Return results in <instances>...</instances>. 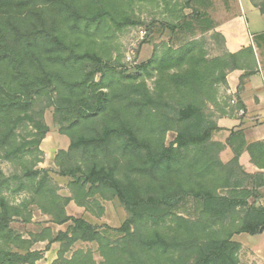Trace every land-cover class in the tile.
<instances>
[{
	"label": "trees",
	"instance_id": "1",
	"mask_svg": "<svg viewBox=\"0 0 264 264\" xmlns=\"http://www.w3.org/2000/svg\"><path fill=\"white\" fill-rule=\"evenodd\" d=\"M251 2L264 14V0ZM123 8L124 0H0V159L17 165L8 177L0 170V264L42 258L43 251L29 252L30 242L10 228L30 221V204L47 223L70 222L55 237L49 230L36 236L47 240L44 251L64 243L52 264H94L81 252L70 260L62 252L79 241L103 247L102 230L124 235L125 257L114 256L108 243L100 264H239L240 245L232 237L264 232V205L256 206L264 173L247 174L239 164L246 152L264 170V144H247L241 130L229 131L224 144L213 141L219 128L209 108L228 73L251 68L252 49L229 54L213 32L221 53L208 58L205 38L194 37L199 27L206 25L205 33L213 26L195 9L176 26L165 25L168 42L155 45L150 59L130 72L96 41L113 32L108 28L118 33L141 25ZM154 29L145 25L139 46ZM174 38L181 41L177 48ZM146 77L153 79L151 90ZM48 108L69 139L55 158V174L69 179L66 197L57 193L50 170L35 169ZM168 132L175 136L166 145ZM226 148L232 158L223 163ZM4 192L30 198L12 206ZM97 198L114 200L128 213L119 228L66 216L71 201L103 212ZM187 201L194 204L193 218L177 213Z\"/></svg>",
	"mask_w": 264,
	"mask_h": 264
},
{
	"label": "crops",
	"instance_id": "2",
	"mask_svg": "<svg viewBox=\"0 0 264 264\" xmlns=\"http://www.w3.org/2000/svg\"><path fill=\"white\" fill-rule=\"evenodd\" d=\"M198 1L203 7V9H199L200 11L198 10L199 13L206 14L207 20L213 26V30L206 32L208 36L213 32L221 35L224 39L222 49L229 54H236L244 49L251 48L254 55V63L251 68L247 70H235L227 74L226 84L218 88L216 102L209 106L216 116V124L219 128L218 131L213 133L212 137L214 134H225L224 137L218 138V140H213V138L212 140L224 144L229 131L241 130L247 144L256 142L264 144V14L259 12L251 0H223L224 6L218 12H211L208 9L213 0ZM240 77L243 81L241 87H238ZM227 89L234 92L237 100L235 106H229L228 104L230 95L227 94ZM238 110H242L243 114L239 115ZM226 152H229L230 156H228L226 161H223L222 157ZM231 158L232 153L228 148L220 153V159L223 163L228 162ZM239 164L247 174L264 173V170L259 169L251 163L250 157L246 152L241 154ZM258 192L259 200L256 203L257 207L264 205V185ZM61 196L66 197L68 194ZM104 205H102L103 209L105 208ZM65 214L75 219L81 218L91 225H104V223H98L99 220L104 219L103 212L95 216L92 211L77 206L73 201L69 202L65 207ZM30 216V221L21 225L42 224L44 226L42 231L49 230L50 235L53 237L59 232H64L70 224V222L62 225L47 223L49 217L42 214L37 208L31 211ZM113 227L111 226V228ZM10 228L12 229L13 227ZM21 233L22 230H20L19 235ZM37 235L39 234H28V236L26 235L27 237L21 235V238L30 242L29 252L43 251L42 258L48 262L44 261L41 264H52L57 260L58 252L62 249L61 247H63L64 243H52L46 251H44L45 246L44 248H33L34 245L42 246L47 244L46 239H36ZM244 235L246 234L234 235L232 237V240L240 245L238 252L239 261V256H244L246 260L253 261L255 264H264V232L257 236H250L249 238ZM90 243L94 244L95 242L79 241L73 243L66 251L62 252L61 250L62 258L70 260L73 254H77L78 252L86 254L87 252L78 249L77 245ZM38 261H35V264Z\"/></svg>",
	"mask_w": 264,
	"mask_h": 264
},
{
	"label": "rangeland",
	"instance_id": "3",
	"mask_svg": "<svg viewBox=\"0 0 264 264\" xmlns=\"http://www.w3.org/2000/svg\"><path fill=\"white\" fill-rule=\"evenodd\" d=\"M223 6V0H213L211 1V5L208 9L211 12H218L221 11ZM200 8L203 9L198 0H124L123 11L125 14H127L132 20H138L141 25L125 27L118 33H114L113 29L111 30V28H108L109 31L113 32H110L107 36H105V32L98 34L96 41L100 44L102 50L108 49L110 51L112 61L115 60L116 57H119L120 63L131 72L133 70V66L143 64L150 59L155 45L157 46L168 42L171 32L165 25L176 26L181 22V20L186 18L192 10H199ZM147 24H153L155 29L148 38V43L139 46L141 41L145 40V25ZM162 26H164V28ZM205 27L206 25H203L197 29L194 39H199L201 37L205 38V51L207 52L208 58H213L221 53V49L218 42L210 39V36H208L206 32L202 33ZM140 30L145 31V35L142 38L139 34ZM175 38L173 39L174 42H171V45L174 48H177L181 41L178 42ZM128 58H130L132 64H130L131 62L128 61ZM145 80L148 88L151 90L153 88V79L146 77ZM56 119L59 121V118L54 115L53 108H48L44 111L43 120L45 125L48 127V132L39 146L41 155L36 154L37 156H34L40 160V162L36 164L35 169H46L51 171L49 176L53 181V186L57 189V193L61 196L69 194L67 187L69 179L59 177L55 174L58 171L55 158L59 151L67 150L69 146V139L67 136L60 134L59 125L55 122ZM20 132H22V136H26L29 129L21 130ZM174 136L175 134L173 132H168L165 136V144L168 145L174 139ZM224 136V133L214 134L212 138L213 140H218V138H222ZM228 156H230V153L226 152V154L223 155L222 160L226 161ZM27 158L29 160H34V158L30 156H27ZM0 170L6 177H8L16 172L17 165L13 162L0 159ZM225 194H227V192H225ZM3 195L9 205L12 206H19L26 200L28 202L30 198V195L26 192H20L17 194L4 192ZM97 200L102 209V205L105 204V208L103 209L104 219L99 220L98 223H104V225H107L110 228L111 226H114L113 228H119L128 218V213L118 202L114 200L102 201L99 198H97ZM193 206L194 204L191 201H187L180 207L177 213L185 218H193ZM35 208V205L30 204L27 207L26 213L30 214ZM90 210L95 216L102 213L99 212V209L96 207H93ZM10 227H13L14 229L12 228V230L18 234L20 230H22L20 235L25 237H27L28 234H45V232L42 233V229L44 228L42 224L24 226L19 222H13L10 224ZM100 234L103 247H100V244L98 243H90L77 245V248L89 253L84 255L91 258L94 264H100L104 261L103 254H107L109 251V248H107L108 243H110V246H112L113 249L115 248L114 256H120L122 254L121 257H125L124 253L121 252V247L124 243L123 234L113 233L109 230H102ZM244 236L247 238L250 237L249 235ZM44 246L45 245H34L33 248H44ZM239 257V264H255L253 261L246 260L244 256ZM44 261L48 262L46 259L41 258L37 264L44 263Z\"/></svg>",
	"mask_w": 264,
	"mask_h": 264
},
{
	"label": "built area",
	"instance_id": "4",
	"mask_svg": "<svg viewBox=\"0 0 264 264\" xmlns=\"http://www.w3.org/2000/svg\"><path fill=\"white\" fill-rule=\"evenodd\" d=\"M139 34H140V36L142 38L145 35V31H141L140 30ZM128 61L131 62L130 58H128ZM130 64H132V62ZM226 92H227V94L230 95V99L228 101L229 106H235L236 103H237V100H236V98L234 96V92H232L230 89H227ZM238 113H239V115H242L243 111L242 110H238Z\"/></svg>",
	"mask_w": 264,
	"mask_h": 264
}]
</instances>
